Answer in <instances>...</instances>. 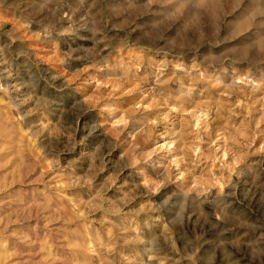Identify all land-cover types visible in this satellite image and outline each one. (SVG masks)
<instances>
[{
    "label": "rangeland",
    "instance_id": "1",
    "mask_svg": "<svg viewBox=\"0 0 264 264\" xmlns=\"http://www.w3.org/2000/svg\"><path fill=\"white\" fill-rule=\"evenodd\" d=\"M0 264H264V0H0Z\"/></svg>",
    "mask_w": 264,
    "mask_h": 264
}]
</instances>
